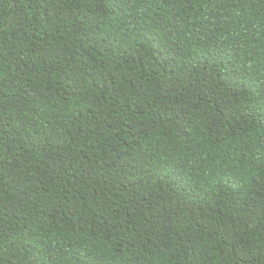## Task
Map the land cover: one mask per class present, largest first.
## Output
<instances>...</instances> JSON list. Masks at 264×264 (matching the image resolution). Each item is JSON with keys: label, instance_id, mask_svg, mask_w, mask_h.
<instances>
[{"label": "trees", "instance_id": "trees-1", "mask_svg": "<svg viewBox=\"0 0 264 264\" xmlns=\"http://www.w3.org/2000/svg\"><path fill=\"white\" fill-rule=\"evenodd\" d=\"M0 264H264V0H0Z\"/></svg>", "mask_w": 264, "mask_h": 264}]
</instances>
